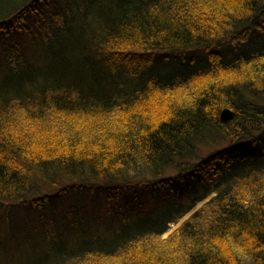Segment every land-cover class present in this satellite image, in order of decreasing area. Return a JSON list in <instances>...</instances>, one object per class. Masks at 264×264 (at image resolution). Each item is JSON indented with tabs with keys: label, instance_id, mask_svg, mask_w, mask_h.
<instances>
[{
	"label": "trees",
	"instance_id": "obj_1",
	"mask_svg": "<svg viewBox=\"0 0 264 264\" xmlns=\"http://www.w3.org/2000/svg\"><path fill=\"white\" fill-rule=\"evenodd\" d=\"M71 192L31 264H264V0H0V202Z\"/></svg>",
	"mask_w": 264,
	"mask_h": 264
},
{
	"label": "rangeland",
	"instance_id": "obj_2",
	"mask_svg": "<svg viewBox=\"0 0 264 264\" xmlns=\"http://www.w3.org/2000/svg\"><path fill=\"white\" fill-rule=\"evenodd\" d=\"M178 64L179 63H177V65ZM170 97L171 98H169V100L181 99L185 96L179 95V97H177L175 95ZM121 118L126 117L121 116ZM86 119H88V117H86ZM86 119L82 120L84 121L82 124L88 125L90 127L98 126V124ZM108 121L109 125H112L110 123L111 120ZM30 134H33L32 131H30ZM34 141L35 142L33 143L37 142L36 140ZM132 163L142 165L141 160L137 158H135ZM132 163L129 164L131 165ZM133 178L136 180V177ZM122 194L123 192H121L120 196ZM109 195L112 194L103 193L98 196L90 195V197L86 198L84 195H80V193L71 192L68 193L67 196L47 202L43 207L39 208H30L25 204L10 205L8 201L2 200V202H0V264H7L9 260L11 262L18 261L21 264H31L33 255H38L41 256V258L46 259L47 257H50L49 259L51 262L62 260V255L59 251L52 249L49 252H43L42 249L39 248V243L42 240H37V237L43 236L46 232V229L48 230L56 226H60L64 221V216L70 214V212L73 211L72 206L76 204L78 199L80 200L81 198L83 200H80L77 204H81L82 201H86L88 206H91L90 210H100L103 212L107 209ZM202 204L203 203L199 204L198 207H200ZM145 206L147 208L149 207L148 205ZM191 214L192 212L185 215L177 223H172L168 231L162 235V238H166L174 231L178 230L182 223L187 218H189ZM57 222L61 223L57 225ZM30 236H34L35 240L29 239L28 237ZM229 247L234 253H238L239 249L234 250L232 245H229ZM125 258L124 256L113 258L108 256L100 258L94 257L92 258L93 262H88V264H96L97 259L99 264H122V262H125Z\"/></svg>",
	"mask_w": 264,
	"mask_h": 264
},
{
	"label": "water",
	"instance_id": "obj_3",
	"mask_svg": "<svg viewBox=\"0 0 264 264\" xmlns=\"http://www.w3.org/2000/svg\"><path fill=\"white\" fill-rule=\"evenodd\" d=\"M232 116H233V112H232L230 109L226 108V109L223 110V112H222V117H223L224 119H229V118H231Z\"/></svg>",
	"mask_w": 264,
	"mask_h": 264
}]
</instances>
